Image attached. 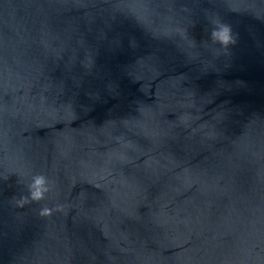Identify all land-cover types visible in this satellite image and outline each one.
<instances>
[{
    "label": "water",
    "instance_id": "1",
    "mask_svg": "<svg viewBox=\"0 0 264 264\" xmlns=\"http://www.w3.org/2000/svg\"><path fill=\"white\" fill-rule=\"evenodd\" d=\"M0 264H264V0H0Z\"/></svg>",
    "mask_w": 264,
    "mask_h": 264
}]
</instances>
